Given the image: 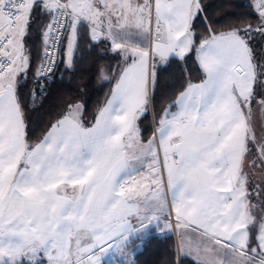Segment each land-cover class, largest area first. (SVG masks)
<instances>
[{
    "label": "snow or ice",
    "instance_id": "1",
    "mask_svg": "<svg viewBox=\"0 0 264 264\" xmlns=\"http://www.w3.org/2000/svg\"><path fill=\"white\" fill-rule=\"evenodd\" d=\"M85 50L110 97L91 126L69 99L30 143L29 103L65 75L84 91ZM173 231L164 264H264V0H0V264H135Z\"/></svg>",
    "mask_w": 264,
    "mask_h": 264
},
{
    "label": "trees",
    "instance_id": "2",
    "mask_svg": "<svg viewBox=\"0 0 264 264\" xmlns=\"http://www.w3.org/2000/svg\"><path fill=\"white\" fill-rule=\"evenodd\" d=\"M208 2H212V0H208ZM237 2L243 3L245 0H237ZM244 10L246 11L247 9ZM198 31L202 33L203 27L201 26ZM37 47H39L38 43ZM190 55L194 56V54ZM82 56L83 63L80 67L84 71L76 73L71 88H81L85 89L84 91H71L67 84V75H65L63 82L56 78L48 85L46 92L47 98L44 102V107L40 109L39 112L31 111L34 105L29 103L26 92V103H29L27 114L31 116V122L29 124V128L32 130L30 143L35 142L37 138L42 135L47 125L55 121V118L63 111L64 105L69 99L76 98L86 104V111L83 116V121L86 126H91V124L94 123V117L98 109L103 107L106 103L114 81L111 79L101 81L97 77L92 76L88 71L91 69L93 62L99 59L95 53L90 55L88 51L85 50ZM100 62L105 66L111 65L114 67L116 64V60L111 59L102 60ZM197 68L198 65L193 60L187 64L184 70H178L176 65H172L169 71L163 74L160 91L165 96V99L157 104V113H159L160 108L164 107L175 98L182 85H186L189 80L193 83L199 82L201 72L198 71ZM59 75L60 74L57 73V77H59ZM182 75L185 77L184 79H181ZM30 86L31 82L29 83V88ZM174 110L175 109H173V111ZM153 126L154 118L153 113L150 111L149 118L147 120H142L140 123L142 137L145 141L152 135ZM145 129H147V131H144ZM169 237L170 238L167 239L159 237L148 239L134 255L135 264H164V261L168 258L169 251L176 245L172 233L169 234Z\"/></svg>",
    "mask_w": 264,
    "mask_h": 264
},
{
    "label": "crops",
    "instance_id": "3",
    "mask_svg": "<svg viewBox=\"0 0 264 264\" xmlns=\"http://www.w3.org/2000/svg\"><path fill=\"white\" fill-rule=\"evenodd\" d=\"M114 84H115V82H114ZM114 84H113V87H114ZM110 95H111V93H110ZM110 95H109V97H110ZM109 97H108V98H109ZM104 105H105V104H104ZM174 111H175V110H174ZM150 137H151V136H150ZM150 137H149V138H150ZM170 199H171V196H170V194H169V200H170ZM173 218H174V217H173ZM180 231H183V230H180ZM172 234H173V236H174L175 243H177V242L179 241V236H178L177 232L173 231ZM191 239H192L191 237L186 238V242H190ZM140 249H141V247H140V248H137L135 254H136L137 251H139ZM128 259H129V260H133V259H134V256L130 255V256L128 257ZM218 259L221 260V261H225V260H227V256H225V255H223V254H220L219 257H218Z\"/></svg>",
    "mask_w": 264,
    "mask_h": 264
},
{
    "label": "built area",
    "instance_id": "4",
    "mask_svg": "<svg viewBox=\"0 0 264 264\" xmlns=\"http://www.w3.org/2000/svg\"><path fill=\"white\" fill-rule=\"evenodd\" d=\"M50 84V83H49ZM48 84V85H49ZM48 85H47V87H46V89H45V91L47 92V89H48ZM32 87H34V85L31 83V86H30V88H32ZM31 104V103H30ZM32 105V104H31Z\"/></svg>",
    "mask_w": 264,
    "mask_h": 264
},
{
    "label": "rangeland",
    "instance_id": "5",
    "mask_svg": "<svg viewBox=\"0 0 264 264\" xmlns=\"http://www.w3.org/2000/svg\"><path fill=\"white\" fill-rule=\"evenodd\" d=\"M173 220H174V218H173Z\"/></svg>",
    "mask_w": 264,
    "mask_h": 264
}]
</instances>
